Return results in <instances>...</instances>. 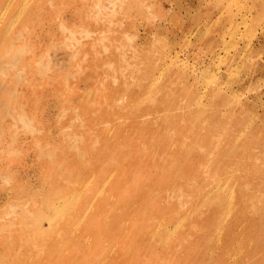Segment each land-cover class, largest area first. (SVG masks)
<instances>
[{
    "label": "rangeland",
    "instance_id": "374dc122",
    "mask_svg": "<svg viewBox=\"0 0 264 264\" xmlns=\"http://www.w3.org/2000/svg\"><path fill=\"white\" fill-rule=\"evenodd\" d=\"M0 14V264H264V0Z\"/></svg>",
    "mask_w": 264,
    "mask_h": 264
},
{
    "label": "bare ground",
    "instance_id": "6f19581e",
    "mask_svg": "<svg viewBox=\"0 0 264 264\" xmlns=\"http://www.w3.org/2000/svg\"><path fill=\"white\" fill-rule=\"evenodd\" d=\"M3 13V12H2ZM0 16H1V14H0Z\"/></svg>",
    "mask_w": 264,
    "mask_h": 264
}]
</instances>
